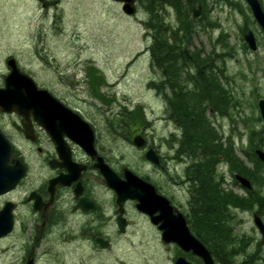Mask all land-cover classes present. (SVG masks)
Segmentation results:
<instances>
[{
    "label": "rangeland",
    "instance_id": "374dc122",
    "mask_svg": "<svg viewBox=\"0 0 264 264\" xmlns=\"http://www.w3.org/2000/svg\"><path fill=\"white\" fill-rule=\"evenodd\" d=\"M202 1L207 4L202 22H197L187 9L180 15L167 6L161 14L175 30L186 20L188 25H195L190 43L184 41L182 47L195 59L188 66L182 65L181 85L192 92L206 87L195 85L189 76L197 74V64L208 60L212 62L204 70L205 77L216 78L220 84L215 94L220 104L202 101L199 106L218 134L214 143L217 149L212 152L210 146V155L202 162L212 182L209 192L218 206V217H197L200 221L195 222L208 236L210 245L221 246L220 254L232 248L229 262L220 258L221 263L243 262L253 255L257 257L254 264H264L262 235L253 221V215L258 214L264 223V209L261 211L259 205L264 195V169H257L255 158L256 150L264 151V120L258 107L264 98V32L244 0ZM260 2L264 9V0ZM137 7V14L128 17L121 5L107 0H0V71L6 69L5 59L13 56L40 88L49 90L60 101L76 107L102 105L118 116L126 114L132 135L143 129L149 130L150 138L165 134V103L154 88L158 83L163 86L169 78H165L167 70L163 66L153 64L146 3L138 2ZM249 30L256 37V52L244 40ZM178 36L184 40L182 32ZM227 100V106H221ZM190 102L193 108L197 101ZM209 106L214 107L215 116L210 115ZM218 106L224 109L215 108ZM179 110L182 112L180 107ZM114 147L118 152L130 150L119 140ZM236 175L247 178L252 189L244 190ZM175 196L183 210L193 216L198 207L192 209L189 196L179 190ZM135 220L132 229L153 236L147 221L141 217ZM135 241V253L119 250L117 261H175L173 249L158 250L146 243L141 247L139 240ZM179 254L198 262L187 254Z\"/></svg>",
    "mask_w": 264,
    "mask_h": 264
},
{
    "label": "flooded vegetation",
    "instance_id": "af4514ba",
    "mask_svg": "<svg viewBox=\"0 0 264 264\" xmlns=\"http://www.w3.org/2000/svg\"><path fill=\"white\" fill-rule=\"evenodd\" d=\"M195 5L187 11L194 14L200 10L199 21H203L207 6L203 2ZM167 6L178 10L174 0L172 4L163 2L161 8ZM183 55L193 59L185 49L179 51V56ZM11 58L31 77L15 57L9 56L5 59L6 69L0 71V89L5 87V79L11 72L8 66ZM164 76L167 79L166 71ZM164 82L163 86L158 83L154 88L165 103L167 115L162 117L165 134L156 138H150L148 129L132 135L128 118H116L114 110L102 105L76 107L61 101L90 126L77 128L88 145L93 141L94 149L90 151L66 133L68 129L59 125L61 120H55L59 126H46L32 111H6L0 107V171H12L20 164L25 167L18 184L0 194V212L9 207L12 214V229L0 236V264H134L117 261L116 254L119 250L135 253L138 247L135 239L141 247L146 243L150 247L155 245L158 250L173 249L175 260L178 258L181 253L178 245L163 242L162 231L137 210V201L127 200L123 207L118 206L117 194L105 183L101 172L102 168H109L118 179L127 182V170H130L152 184L159 195L185 216L191 232L196 235L189 223L192 216L177 203L175 191L188 195L191 207L209 194L210 179L202 162L210 155V143L201 129L194 140L188 133V124H194L197 119L195 113L205 118L202 107L194 108L198 110L194 114L191 112L194 104L190 101L208 102L209 87H204L203 93L196 91L198 94L183 87L187 98L184 92H178L177 86L170 85L174 81ZM210 107V115L215 116L214 107L213 110ZM136 136L142 137V147L134 144ZM117 140L131 151L118 152L114 147ZM150 150L154 151L157 163L147 159ZM137 217L147 221L153 236L132 229ZM194 258L198 261L194 264H203ZM215 264L226 263L215 261Z\"/></svg>",
    "mask_w": 264,
    "mask_h": 264
},
{
    "label": "water",
    "instance_id": "95a60500",
    "mask_svg": "<svg viewBox=\"0 0 264 264\" xmlns=\"http://www.w3.org/2000/svg\"><path fill=\"white\" fill-rule=\"evenodd\" d=\"M121 3L122 10L127 16H133L137 12L136 0H110ZM250 6L254 18L264 30V11L259 0H246ZM195 17L200 18L201 12L195 11ZM245 41L252 50H256V41L252 31L245 35ZM8 66L10 74L5 79V87L0 89V107L6 111L23 112L29 110L35 113L39 120L46 126H56V119L61 120L59 124L68 129L67 134L74 137L86 150L94 149L93 141L88 145L84 134L77 130L78 127L90 128L82 120L79 114L64 105L49 90L39 88L32 77L22 72L14 58L9 59ZM261 118L264 120V99H260L258 104ZM58 125V126H59ZM138 147L143 146L142 137L136 136L133 140ZM1 150V148H0ZM7 149H4V151ZM258 158L264 162V151L256 150ZM146 157L153 163H157L156 155L150 150ZM5 158V157H4ZM105 183L117 194V204L121 208L127 200L137 201V210L146 214L153 225H158L162 231L164 243H175L185 253H192L201 259L203 264H215L214 258L209 249L190 230L185 216L173 207L170 201L156 192L155 187L134 175L127 170V182L121 181L108 168L101 170ZM25 174V167L20 164L12 171H0V194L12 190ZM240 184L252 189L248 179L240 175L236 176ZM120 212L122 210L120 209ZM120 228L123 230L124 223L119 218ZM254 224L262 234L261 243L264 244V223L261 217L254 214ZM12 229V214L10 208L0 212V236ZM175 264H193L183 256L175 260Z\"/></svg>",
    "mask_w": 264,
    "mask_h": 264
},
{
    "label": "trees",
    "instance_id": "16d2710c",
    "mask_svg": "<svg viewBox=\"0 0 264 264\" xmlns=\"http://www.w3.org/2000/svg\"><path fill=\"white\" fill-rule=\"evenodd\" d=\"M195 0H174V5L178 6V10L176 8V11L178 14H184V10L186 9L191 10V6L194 4H198L199 2H203L202 0H196V3H194ZM138 2L145 4L146 3V10L148 11V20L146 22V30L147 34L152 36V45L150 48V53L152 56L153 64L156 67H161L165 70H167V75L169 80L174 81L172 84L170 82V85L177 86L178 92H184L188 98V93L183 90V86L180 83V78L182 77L180 72L182 71V65L188 66V64L191 62V60L187 56H179V51L182 49L184 41H187L190 43L191 37L193 34V28L194 22L191 25H188L189 21L186 20V24H182L179 26V29L175 30L170 25L165 23L164 16H162V12L165 10L161 8L163 2H169L172 4L173 0H138ZM190 5L187 6L186 5ZM204 4V3H203ZM175 6V7H176ZM183 8V10H182ZM183 11V12H182ZM188 12V11H187ZM181 22V21H180ZM179 32H182L184 35V40L181 39V37L178 36ZM198 61V60H196ZM211 60H208L207 63L202 65H196V72L197 74H193L190 77V80L192 79L195 82V85L200 86H208L209 87V99L208 101H211V105H215V103L220 104V101L218 100L216 102V96L217 88L220 84L217 83V79L213 78L211 80L207 79L205 77L204 70L207 69L211 64ZM180 64V65H178ZM208 65V66H207ZM204 72V73H203ZM211 77H214L211 75ZM194 92V91H193ZM219 92V91H218ZM221 92V91H220ZM196 94V91L194 92ZM201 93H203V89H201ZM204 99V98H202ZM202 101V100H201ZM200 100L197 99L196 105L193 106L191 112L194 114L195 112H198L197 107L200 106ZM229 101H224L221 106H227ZM217 106V105H215ZM221 106L215 107L219 108V110L224 109L221 108ZM196 108V109H194ZM187 110V107H186ZM196 120L194 121L196 123H199V125L195 126L193 123L188 124V133L189 136H192L194 138L197 135L198 129H201V133L205 132L206 139L209 141L211 146V151L214 152L217 149L216 138L218 137L216 130L212 128L210 123H208L205 118H200V115L195 113ZM114 117L118 118H129L128 115L122 114V116L114 115ZM212 155V154H211ZM254 155V154H253ZM255 157V155H254ZM257 159V157H255ZM257 169L262 172L264 169V163L259 161L257 159ZM263 168V169H262ZM211 181H210V187L211 189ZM205 198H200V200H197L194 202L192 208L194 209L197 205V209L194 210L195 213H193V216L189 218V223L191 224V229L194 231V233L197 235V237L206 244V246L210 249L212 255L215 259H217V262H220V258H223L226 262H229V255L231 253L232 248H230L229 251L222 252L221 254L218 252L220 251L221 246L216 243L215 245H210L208 242V236L204 235L203 231L200 229L199 226H196L195 221L197 220V217L199 218H205V217H218V206L216 204V201H214L213 193L210 191L209 194L206 193ZM203 197V196H202ZM203 199V202H202ZM259 205L261 206V211L264 209V195H261ZM200 221V220H199ZM193 222V224L191 223ZM227 239V237H226ZM228 243L232 242V239L229 237L227 240ZM215 243V242H214ZM215 250V251H214ZM245 250V248H244ZM243 250V251H244ZM190 259L195 260V258L191 255H188ZM226 259H225V258ZM249 259L243 261L245 264H254L257 257L253 255H249Z\"/></svg>",
    "mask_w": 264,
    "mask_h": 264
}]
</instances>
